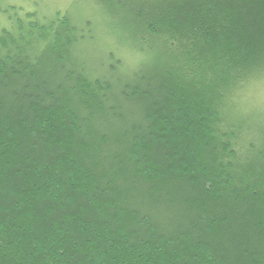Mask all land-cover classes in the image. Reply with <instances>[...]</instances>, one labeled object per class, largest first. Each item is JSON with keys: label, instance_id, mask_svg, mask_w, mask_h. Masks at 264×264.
Returning a JSON list of instances; mask_svg holds the SVG:
<instances>
[{"label": "trees", "instance_id": "1", "mask_svg": "<svg viewBox=\"0 0 264 264\" xmlns=\"http://www.w3.org/2000/svg\"><path fill=\"white\" fill-rule=\"evenodd\" d=\"M116 2L0 32V264H264V0Z\"/></svg>", "mask_w": 264, "mask_h": 264}, {"label": "rangeland", "instance_id": "2", "mask_svg": "<svg viewBox=\"0 0 264 264\" xmlns=\"http://www.w3.org/2000/svg\"><path fill=\"white\" fill-rule=\"evenodd\" d=\"M27 14H34L44 22L66 16L78 26L91 23L94 40L87 44L91 51H99L110 40H125L130 34L125 10L116 0L107 4L103 0H0V32L11 28L16 18H24ZM28 18L32 21V17ZM233 110L235 121H245L248 115L264 117V78L255 89L252 86L245 90Z\"/></svg>", "mask_w": 264, "mask_h": 264}]
</instances>
